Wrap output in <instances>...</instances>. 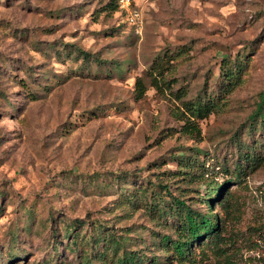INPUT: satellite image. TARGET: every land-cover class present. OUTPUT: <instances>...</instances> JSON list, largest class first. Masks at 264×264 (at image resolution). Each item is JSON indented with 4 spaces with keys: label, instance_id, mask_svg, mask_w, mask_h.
Wrapping results in <instances>:
<instances>
[{
    "label": "rangeland",
    "instance_id": "rangeland-1",
    "mask_svg": "<svg viewBox=\"0 0 264 264\" xmlns=\"http://www.w3.org/2000/svg\"><path fill=\"white\" fill-rule=\"evenodd\" d=\"M114 3L0 0V264H116L110 237L141 264H264V0H132L134 23ZM197 98L213 108L191 137ZM208 196L217 235L174 259L173 197L202 213Z\"/></svg>",
    "mask_w": 264,
    "mask_h": 264
},
{
    "label": "trees",
    "instance_id": "trees-1",
    "mask_svg": "<svg viewBox=\"0 0 264 264\" xmlns=\"http://www.w3.org/2000/svg\"><path fill=\"white\" fill-rule=\"evenodd\" d=\"M110 8L117 7V0ZM224 60V58H223ZM233 63H229L228 61H224V64L220 65L221 74L225 76L227 79L232 75L239 73L240 66L236 65L235 61ZM162 59H154L150 64V83L155 87L159 88L160 85H166L169 87V79H166L163 75L162 71ZM223 70V71H222ZM154 71V73H153ZM230 78L227 79V81ZM143 90L142 83L139 78L135 79V96L140 95ZM264 99V92L260 93L259 102L256 104L254 110L250 113L249 119L253 121L258 120L261 124L264 123V108L262 107V101ZM183 106L185 107L186 114H182L179 116L183 119V123L181 124V130L184 133L190 134L191 137H195L199 135V126L195 122V118L204 117L212 108L213 103L208 99H200L196 100H186L183 102ZM263 122V123H262ZM250 129V128H249ZM261 146L263 147L262 154L258 156V160L264 157V139L262 140ZM244 157L247 160L253 159V153L251 150V144H246L244 147ZM190 162H183L182 165L187 166ZM212 183V182H210ZM225 182H221L220 184L213 182L209 187V191H214L215 196L218 197L222 190ZM207 211L202 213H198L188 205L183 202V200H179L173 197V211L177 212L178 221L176 223V231L177 237L171 239L169 236L165 234H161L159 236V242L161 244H165L170 248L172 253V257L176 260H182L190 251V244L193 240H201L204 236L209 239L214 238L217 235V216L214 212H211V197L203 198ZM225 199L220 200V205L223 207ZM169 207V206H168ZM163 211V208L160 209ZM51 227V226H50ZM68 227H65V236H69V232L67 231ZM51 236H56L55 229L51 228L50 230ZM102 239V236H98V238H94L93 241H98ZM106 241V242H105ZM70 242L73 244H77L75 240V235L70 239ZM106 245V249H112L113 255L115 256L116 264H141L142 258L141 254L137 253V250H126L123 249L119 256H116L117 249L119 247L118 239L115 237H110L104 239L103 241ZM55 244H53V248H55ZM152 263L155 261V257L151 258Z\"/></svg>",
    "mask_w": 264,
    "mask_h": 264
},
{
    "label": "built area",
    "instance_id": "built-area-1",
    "mask_svg": "<svg viewBox=\"0 0 264 264\" xmlns=\"http://www.w3.org/2000/svg\"><path fill=\"white\" fill-rule=\"evenodd\" d=\"M132 0H118L119 5L127 10V17L128 20L132 23H134L137 19L138 12L134 8H129V5Z\"/></svg>",
    "mask_w": 264,
    "mask_h": 264
}]
</instances>
